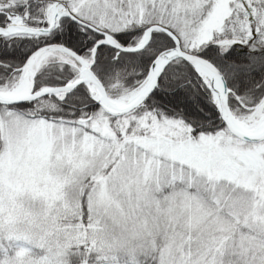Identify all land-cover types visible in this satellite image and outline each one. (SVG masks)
I'll use <instances>...</instances> for the list:
<instances>
[{
  "label": "snow or ice",
  "instance_id": "obj_1",
  "mask_svg": "<svg viewBox=\"0 0 264 264\" xmlns=\"http://www.w3.org/2000/svg\"><path fill=\"white\" fill-rule=\"evenodd\" d=\"M0 264H264V0H0Z\"/></svg>",
  "mask_w": 264,
  "mask_h": 264
}]
</instances>
